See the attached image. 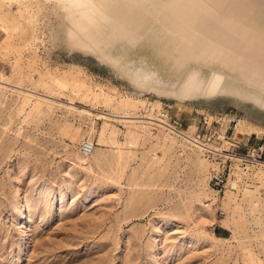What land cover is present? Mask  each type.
Here are the masks:
<instances>
[{
    "label": "rangeland",
    "instance_id": "rangeland-1",
    "mask_svg": "<svg viewBox=\"0 0 264 264\" xmlns=\"http://www.w3.org/2000/svg\"><path fill=\"white\" fill-rule=\"evenodd\" d=\"M177 1L0 0V264H264V167L231 169L217 192L215 162L159 120L191 134L218 96L126 71L154 28L167 64L225 59L213 35L253 44L263 7Z\"/></svg>",
    "mask_w": 264,
    "mask_h": 264
},
{
    "label": "bare ground",
    "instance_id": "bare-ground-1",
    "mask_svg": "<svg viewBox=\"0 0 264 264\" xmlns=\"http://www.w3.org/2000/svg\"><path fill=\"white\" fill-rule=\"evenodd\" d=\"M251 1L255 6L259 5L263 7L261 9L263 11L262 17L259 18L260 28H258L259 26L257 27L258 34L253 44H235L237 42V35L220 28V33L213 35V38L218 37L217 39L224 44L222 48L229 49L230 53L227 51L225 59H211L212 56L199 57L200 55H196V52L190 56L188 55L189 57L187 56L186 60L181 61L179 59L181 54L179 55L178 53V55L174 54L175 57H172L173 62L167 64L164 55L169 41L168 43L166 42L164 34L159 36V28H154L147 30L142 36V40H134V42H138V46L129 52L130 59L126 69L127 73L133 75L134 78L135 76H146L150 80L151 87L155 89L161 87L165 93L174 94L177 97L200 92L207 95H226L239 98L264 107V0ZM176 2L178 1L176 0ZM229 9L232 10L234 8L231 7ZM243 13L242 19L245 20L248 17V13L246 11H243ZM249 18L247 19L249 20ZM253 22H255V19ZM256 24L259 25L258 22ZM252 28L255 29V27ZM225 45H229L230 48ZM2 75L4 74L0 73V76ZM155 121H157L156 117L152 123ZM240 125L241 120L238 121L237 126ZM225 197L229 199V191L226 192Z\"/></svg>",
    "mask_w": 264,
    "mask_h": 264
},
{
    "label": "built area",
    "instance_id": "built-area-1",
    "mask_svg": "<svg viewBox=\"0 0 264 264\" xmlns=\"http://www.w3.org/2000/svg\"><path fill=\"white\" fill-rule=\"evenodd\" d=\"M161 126L166 130L188 140L215 162L210 172L212 189L221 192L226 188L231 169L248 171L250 168L264 167V143L259 142L241 151V142L232 131L238 118L234 113L204 114L198 125L189 134L180 117L160 112ZM81 153L88 155L93 150V141L86 138L80 145ZM223 215L224 211L219 210Z\"/></svg>",
    "mask_w": 264,
    "mask_h": 264
},
{
    "label": "crops",
    "instance_id": "crops-1",
    "mask_svg": "<svg viewBox=\"0 0 264 264\" xmlns=\"http://www.w3.org/2000/svg\"><path fill=\"white\" fill-rule=\"evenodd\" d=\"M94 60L101 65V61L96 56H94ZM209 96L218 97L209 100L211 108L209 107L208 111L211 113H234L238 121L241 120V125L243 124L242 129L238 131L237 123L236 128L232 131L233 136L241 142V151H245L259 142L264 143V107L239 98L228 97L233 100L242 101L240 102V106L237 107L232 104L231 100H226L227 98L219 95ZM261 189L264 192V186ZM225 233V230H221V234Z\"/></svg>",
    "mask_w": 264,
    "mask_h": 264
}]
</instances>
